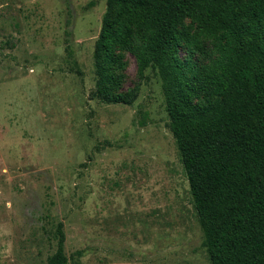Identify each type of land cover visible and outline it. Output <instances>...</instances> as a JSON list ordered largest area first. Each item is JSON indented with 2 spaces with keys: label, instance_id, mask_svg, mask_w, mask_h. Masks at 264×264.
Returning a JSON list of instances; mask_svg holds the SVG:
<instances>
[{
  "label": "rangeland",
  "instance_id": "374dc122",
  "mask_svg": "<svg viewBox=\"0 0 264 264\" xmlns=\"http://www.w3.org/2000/svg\"><path fill=\"white\" fill-rule=\"evenodd\" d=\"M105 6L0 0V264H46L58 221L66 264H211L157 75L125 52L136 99L93 96Z\"/></svg>",
  "mask_w": 264,
  "mask_h": 264
},
{
  "label": "trees",
  "instance_id": "16d2710c",
  "mask_svg": "<svg viewBox=\"0 0 264 264\" xmlns=\"http://www.w3.org/2000/svg\"><path fill=\"white\" fill-rule=\"evenodd\" d=\"M125 52L160 80L211 264H264V0H106L94 97L136 99L139 87L121 90ZM56 231L46 264L81 252Z\"/></svg>",
  "mask_w": 264,
  "mask_h": 264
},
{
  "label": "crops",
  "instance_id": "0c3cea01",
  "mask_svg": "<svg viewBox=\"0 0 264 264\" xmlns=\"http://www.w3.org/2000/svg\"><path fill=\"white\" fill-rule=\"evenodd\" d=\"M20 174V175H19ZM25 174L26 173H20V171H19V173H18V175L19 176H17V180H20L21 182H18V184H20L21 186H22V184H27L30 180H32V179H29V180H27V178L29 177V176H25ZM127 225V224H126ZM37 229H38V227H36V229H35V232L37 231ZM33 230V229H32ZM31 230V231H32ZM52 230L54 231V229L52 228ZM110 230H111V235H114V233H117V235H122V234H124V230H122V229H120V227H119V229L117 230V228H116V226L114 225V224H110ZM30 233H32V232H30ZM58 235V234H57ZM55 236H56V234H55ZM124 239H127V237L126 236H124L123 237ZM56 239H57V237H56Z\"/></svg>",
  "mask_w": 264,
  "mask_h": 264
}]
</instances>
